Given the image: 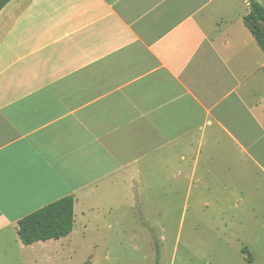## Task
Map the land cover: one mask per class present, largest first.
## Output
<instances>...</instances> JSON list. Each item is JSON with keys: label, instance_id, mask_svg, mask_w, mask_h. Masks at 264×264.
I'll return each mask as SVG.
<instances>
[{"label": "crops", "instance_id": "obj_1", "mask_svg": "<svg viewBox=\"0 0 264 264\" xmlns=\"http://www.w3.org/2000/svg\"><path fill=\"white\" fill-rule=\"evenodd\" d=\"M248 12V0L0 9V264L24 245L18 221L64 196L68 235L88 214H173L194 182L224 208L264 199V51Z\"/></svg>", "mask_w": 264, "mask_h": 264}, {"label": "rangeland", "instance_id": "obj_2", "mask_svg": "<svg viewBox=\"0 0 264 264\" xmlns=\"http://www.w3.org/2000/svg\"><path fill=\"white\" fill-rule=\"evenodd\" d=\"M178 203L168 215L88 214L85 229L15 246L6 264H264L263 198L224 208L194 182Z\"/></svg>", "mask_w": 264, "mask_h": 264}, {"label": "trees", "instance_id": "obj_3", "mask_svg": "<svg viewBox=\"0 0 264 264\" xmlns=\"http://www.w3.org/2000/svg\"><path fill=\"white\" fill-rule=\"evenodd\" d=\"M9 0H0V9ZM249 12L243 23L250 30L264 51V7L256 0H248ZM73 197L64 196L22 217L17 223V234L24 245L37 241L59 239L67 236L73 228Z\"/></svg>", "mask_w": 264, "mask_h": 264}, {"label": "water", "instance_id": "obj_4", "mask_svg": "<svg viewBox=\"0 0 264 264\" xmlns=\"http://www.w3.org/2000/svg\"><path fill=\"white\" fill-rule=\"evenodd\" d=\"M262 30L264 32V23H261Z\"/></svg>", "mask_w": 264, "mask_h": 264}]
</instances>
